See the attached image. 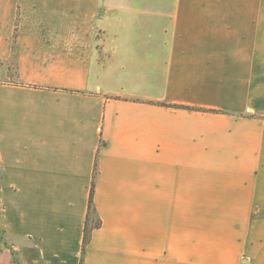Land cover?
<instances>
[{"label": "crops", "instance_id": "obj_1", "mask_svg": "<svg viewBox=\"0 0 264 264\" xmlns=\"http://www.w3.org/2000/svg\"><path fill=\"white\" fill-rule=\"evenodd\" d=\"M13 9L65 29L0 35V264H80L96 160L84 264H264V0Z\"/></svg>", "mask_w": 264, "mask_h": 264}, {"label": "rangeland", "instance_id": "obj_2", "mask_svg": "<svg viewBox=\"0 0 264 264\" xmlns=\"http://www.w3.org/2000/svg\"><path fill=\"white\" fill-rule=\"evenodd\" d=\"M22 0H18V4H20ZM17 4V0H0V35L6 34V31L8 29H45L46 27L48 29H65L63 27V19L58 18L56 16L49 17V18H38L33 17L30 14L26 17H22V11L18 12V15H8L9 13H14L15 5ZM110 5L107 3L102 7L101 11L103 13L104 9H108ZM11 9V10H10ZM4 14H7L4 15ZM57 15V13H55ZM103 19L99 18L98 21L99 24L96 26L95 29H109L108 25L109 23L107 21H102ZM4 66V62L0 60V67ZM9 70L8 74L13 75L15 67H14V61L8 62ZM6 245L1 244L0 245V253H2L4 248L9 247V240L8 236L6 237ZM10 248V247H9ZM11 256L13 250L10 251ZM13 261V256H12Z\"/></svg>", "mask_w": 264, "mask_h": 264}, {"label": "trees", "instance_id": "obj_3", "mask_svg": "<svg viewBox=\"0 0 264 264\" xmlns=\"http://www.w3.org/2000/svg\"><path fill=\"white\" fill-rule=\"evenodd\" d=\"M157 105L160 106H166V107H172L175 109H184V110H196L200 112H206V110L202 109H193L189 107H181V106H169L162 103H157ZM99 170H98V161L96 160L95 164V170L93 175V181L90 189V197H89V203H88V212L86 216L85 226H84V238H83V245H82V252H81V258H80V264L85 263V256L88 250V246L91 243L92 236L94 231L98 230L102 226V221L98 215L97 207L95 204V187H96V179L98 177ZM2 219L0 214V245L3 244L6 245V237H7V231L2 227ZM13 256V262L14 264H20L17 253L12 252Z\"/></svg>", "mask_w": 264, "mask_h": 264}]
</instances>
